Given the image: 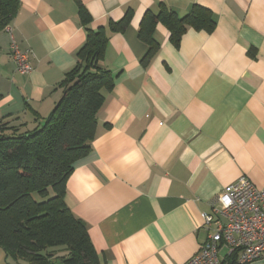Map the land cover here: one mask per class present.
<instances>
[{"label":"crops","instance_id":"crops-1","mask_svg":"<svg viewBox=\"0 0 264 264\" xmlns=\"http://www.w3.org/2000/svg\"><path fill=\"white\" fill-rule=\"evenodd\" d=\"M160 5L180 17L205 7L215 28L188 29L175 47L156 25L158 50L144 64L139 25ZM80 8L90 28L106 30L100 67L114 85L65 204L85 224L98 264H184L227 185L245 176L264 189V0H19L10 33L0 32V121L32 130L51 113L86 40ZM128 11L124 31L111 32ZM11 38L29 52V74L16 72Z\"/></svg>","mask_w":264,"mask_h":264},{"label":"trees","instance_id":"trees-1","mask_svg":"<svg viewBox=\"0 0 264 264\" xmlns=\"http://www.w3.org/2000/svg\"><path fill=\"white\" fill-rule=\"evenodd\" d=\"M19 0H0V32L13 21ZM80 19L86 40L76 54V65L59 84L60 99L51 113L32 130L0 121V249L14 264H98L85 224L67 208L66 182L77 161L91 150L96 114L111 91L114 76L102 69L108 42L106 30L92 29L83 8ZM129 11L118 22H109L111 32H122ZM163 25L175 47L188 29L212 33L215 20L210 10L194 5L180 17L160 5L147 10L138 29L147 47L146 64L158 50L153 38L156 25ZM233 264V263H231Z\"/></svg>","mask_w":264,"mask_h":264},{"label":"built area","instance_id":"built-area-1","mask_svg":"<svg viewBox=\"0 0 264 264\" xmlns=\"http://www.w3.org/2000/svg\"><path fill=\"white\" fill-rule=\"evenodd\" d=\"M4 31L10 33V27ZM10 59L17 73L32 71L29 52L21 51L12 38ZM219 200L221 209L203 215L206 240L184 264H223L224 258L233 264H264V189L241 176L222 190Z\"/></svg>","mask_w":264,"mask_h":264},{"label":"rangeland","instance_id":"rangeland-1","mask_svg":"<svg viewBox=\"0 0 264 264\" xmlns=\"http://www.w3.org/2000/svg\"><path fill=\"white\" fill-rule=\"evenodd\" d=\"M0 264H14V262L11 260H8V263L5 262V255L1 249H0Z\"/></svg>","mask_w":264,"mask_h":264}]
</instances>
